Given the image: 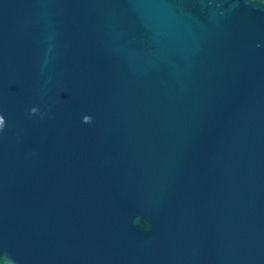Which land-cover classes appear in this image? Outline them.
<instances>
[{"label":"water","instance_id":"water-1","mask_svg":"<svg viewBox=\"0 0 264 264\" xmlns=\"http://www.w3.org/2000/svg\"><path fill=\"white\" fill-rule=\"evenodd\" d=\"M0 264H264V0H0Z\"/></svg>","mask_w":264,"mask_h":264}]
</instances>
